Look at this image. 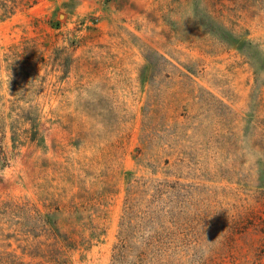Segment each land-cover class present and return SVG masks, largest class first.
<instances>
[{
	"label": "rangeland",
	"instance_id": "1",
	"mask_svg": "<svg viewBox=\"0 0 264 264\" xmlns=\"http://www.w3.org/2000/svg\"><path fill=\"white\" fill-rule=\"evenodd\" d=\"M16 2L0 264H264V0Z\"/></svg>",
	"mask_w": 264,
	"mask_h": 264
},
{
	"label": "trees",
	"instance_id": "2",
	"mask_svg": "<svg viewBox=\"0 0 264 264\" xmlns=\"http://www.w3.org/2000/svg\"><path fill=\"white\" fill-rule=\"evenodd\" d=\"M16 0H0V20L11 15L16 10Z\"/></svg>",
	"mask_w": 264,
	"mask_h": 264
}]
</instances>
